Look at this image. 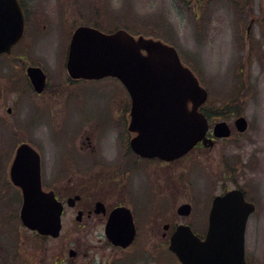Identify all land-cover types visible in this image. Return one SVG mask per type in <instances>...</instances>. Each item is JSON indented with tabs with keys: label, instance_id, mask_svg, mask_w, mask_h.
<instances>
[{
	"label": "rangeland",
	"instance_id": "obj_1",
	"mask_svg": "<svg viewBox=\"0 0 264 264\" xmlns=\"http://www.w3.org/2000/svg\"><path fill=\"white\" fill-rule=\"evenodd\" d=\"M22 2L28 16L25 36L12 57L1 60L0 69V264H181L168 247L165 225L188 223L204 234L213 197L236 186L257 205L246 231L247 260L264 264V0ZM79 25L124 28L173 45L208 90L205 109L211 121H228L234 134L214 147L192 149L174 165L147 162L146 173L131 176L127 185L125 179L85 175L89 168L76 165L83 157L116 154L123 127L117 131L118 125L106 118L129 95L113 77L71 83L66 59ZM28 65L46 70L48 94L57 97L34 92ZM68 93L81 97L69 99L78 104L66 109ZM241 114L249 122L244 132L234 127ZM81 115L94 117L78 128ZM22 142L42 155L44 189H54L64 203L82 195L76 207L65 205L57 238L41 236L20 220L22 193L11 182L9 168ZM70 156L76 163H67ZM96 200L133 207L138 234L131 246L121 249L106 238V219H76L78 208ZM186 202L193 204V214L178 215Z\"/></svg>",
	"mask_w": 264,
	"mask_h": 264
},
{
	"label": "water",
	"instance_id": "obj_2",
	"mask_svg": "<svg viewBox=\"0 0 264 264\" xmlns=\"http://www.w3.org/2000/svg\"><path fill=\"white\" fill-rule=\"evenodd\" d=\"M24 28L19 1L0 0V53L10 52L11 46L22 38ZM67 69L73 78L113 76L124 83L133 101L130 130L136 132L131 140L136 153L173 160L206 139L209 123L199 109L206 102L208 91L182 63L175 47L153 38H136L125 29L105 33L80 26L72 36ZM27 73L34 88L43 91L47 78L44 70L30 66ZM235 124L240 131L248 127L243 116ZM230 133L227 122L215 124V136L227 137ZM208 141L213 145L211 139ZM10 176L23 192V223L42 234L58 236L64 206L54 191L43 190L40 155L30 144L18 147ZM79 197L68 201L73 205ZM98 208L104 209V204L98 203ZM190 209L189 204H183L178 211L188 214ZM255 209L242 190L218 195L213 201L205 237L195 234L190 225L180 224L170 237L169 249L182 264H250L245 256V237L249 216ZM105 233L113 245L130 246L137 234L130 208H114ZM74 254L72 251L71 255Z\"/></svg>",
	"mask_w": 264,
	"mask_h": 264
},
{
	"label": "flooded vegetation",
	"instance_id": "obj_3",
	"mask_svg": "<svg viewBox=\"0 0 264 264\" xmlns=\"http://www.w3.org/2000/svg\"><path fill=\"white\" fill-rule=\"evenodd\" d=\"M19 1L21 4V7L24 6L22 0H19ZM23 12L25 15V31H26L27 25H28V16H27L26 11L24 10V7H23ZM21 41L22 40H20L17 44H14L12 46V48H11L12 50L10 53L0 54V69H1V60L3 58H11L13 55L14 49L17 47L18 44L20 45ZM70 81H71V83H75L78 80L70 78ZM49 87H50V82H49V77H47L46 89L44 91H42L41 93H37V92H35V93L41 98L51 97L53 99V98L57 97L56 92H55V95H52L51 93H50L51 95L48 94L50 92ZM1 88L4 89V87H2V85H0V89ZM77 97L80 98L81 96H79V95L76 96L73 93L66 94L65 95V102H64L63 106L66 109H69L74 104H78L76 102H73L74 100L77 99ZM71 98H74V100L72 101L73 102L72 104L69 101V99H71ZM7 109L9 111H11V107L10 108L8 107ZM131 109H132V99L130 98V96H127V97H125V100L121 102V105L116 110L112 109V111H109L108 117L106 118V121L110 120V121H112V123H116L118 125V126H116L117 131L120 129L121 126L123 127V131L121 133V135H122L121 138L123 139V141L121 142V144H120L119 148L117 149L115 155H111V156L106 155L105 158H103V159H96L94 157L93 158L83 157L82 160H80L79 164L76 163V160L73 156H70L68 158L67 163L70 160H72L73 163H76V165H78V166L82 165V166L89 168L87 171L84 170L83 173H85V175H87V176L89 175L92 178L100 179V178L110 177V179L117 180V181L119 179H125L124 182L126 183V185L129 184L131 176H133L137 173H141V174L146 173L147 165H149L147 162L153 164L157 161H161V162L169 163V165H174L175 164L174 162H176L180 158L172 160V161H166V160H163V159L158 158V157H152V158L151 157H144V156H141V155H139L133 151V149L131 147V140L135 134L129 129V124H130V120H131ZM93 117L94 116L88 118L85 115L79 116L78 121L80 124H79L78 128H81L83 126V124H85L87 122V120L92 119ZM234 132L235 131H232V135L234 134ZM208 136L213 137L211 132L208 134ZM230 137L224 138V139L229 140ZM89 138L90 137H88V139ZM213 139L214 138H211V140H213ZM214 140H215L214 141L215 143L211 147H214V145H216L217 141L220 140V138H215ZM208 145L209 144L200 142L195 148L207 147ZM98 167H100V168L97 169ZM154 169L157 170L158 172H166L163 169L161 170V168H159L157 166L154 167ZM43 175L44 174H43V169H42V179L44 178ZM230 177H231V175L229 174L228 178H230ZM43 182H44V179H43ZM234 188H240V187L236 186ZM230 189H233V188H228L223 193L227 192ZM240 189H242V188H240ZM223 193H221V194H223ZM76 194H79V193H76ZM81 198H82V195H81ZM81 198H80V200H81ZM100 202L104 204V209L98 208V203H100ZM77 203H76V205H77ZM186 203L189 204L190 202H186ZM190 204H191L192 208L190 209V212L187 215H183V214L179 213L177 210L178 215L187 217L191 214V212L193 214V211H194L193 204L192 203H190ZM76 205L73 207H76ZM118 205L119 206L120 205H126L130 208L132 207L131 205H127L126 203H122L121 201L118 202L115 206L110 207L103 200H96L95 204H92L91 206L89 204V206H87L85 208H81V207L78 208V212L82 213L81 220L84 219L85 216L89 219L92 216H95V218H97V219L99 217H101L102 219H106V221H107L110 211L113 208L117 207ZM211 205H212V203H211ZM256 208H257V205H256ZM208 217L209 216L207 215V220L204 221L205 232L208 228V222H209ZM198 220H199V218H198ZM198 220H197L198 224L201 225L202 220L200 222ZM179 224H182V223H178V222L173 223V224L167 223L165 225L166 230L164 232V237L170 238L171 234L174 231V228ZM183 224H188V223H183ZM168 229L171 230L169 233H168ZM194 231L198 234L200 233L196 229H194ZM200 235L203 236V233H200Z\"/></svg>",
	"mask_w": 264,
	"mask_h": 264
}]
</instances>
